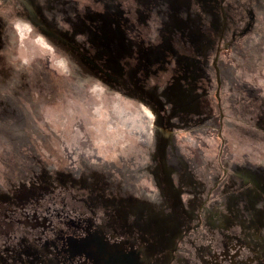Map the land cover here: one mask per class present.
<instances>
[{
    "label": "rangeland",
    "instance_id": "1",
    "mask_svg": "<svg viewBox=\"0 0 264 264\" xmlns=\"http://www.w3.org/2000/svg\"><path fill=\"white\" fill-rule=\"evenodd\" d=\"M0 264H264V0H0Z\"/></svg>",
    "mask_w": 264,
    "mask_h": 264
}]
</instances>
